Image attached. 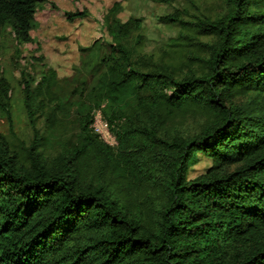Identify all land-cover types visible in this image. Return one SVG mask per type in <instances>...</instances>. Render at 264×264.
Here are the masks:
<instances>
[{"label":"trees","instance_id":"16d2710c","mask_svg":"<svg viewBox=\"0 0 264 264\" xmlns=\"http://www.w3.org/2000/svg\"><path fill=\"white\" fill-rule=\"evenodd\" d=\"M44 2L0 0V36L37 44ZM121 9L103 18L106 46L82 49L66 93L53 70L36 81L20 67L15 47L27 141L0 74V264H264V0H226L216 17L173 9L159 18L177 30L161 56ZM96 114L114 147L94 133ZM198 155L212 165L189 180Z\"/></svg>","mask_w":264,"mask_h":264},{"label":"rangeland","instance_id":"374dc122","mask_svg":"<svg viewBox=\"0 0 264 264\" xmlns=\"http://www.w3.org/2000/svg\"><path fill=\"white\" fill-rule=\"evenodd\" d=\"M115 3H119L122 8L117 16L123 22L131 16L142 20L145 52L157 56L162 55L159 51L164 44L177 35L175 28L166 25L159 18L170 14L173 9L179 11L188 9L191 14L201 13L210 17L219 16L226 10V0H175L172 5L159 4L153 0H78L76 4L69 0H45L44 3L37 5L33 29L30 33L37 44L17 46L9 30L0 36V74L3 72L14 85L12 124L18 138L27 141L29 131L24 114L20 109L21 96L16 85L19 78L18 67L11 63L15 47H19L20 50V56L17 58L20 67L27 68L36 81L40 80L45 70H53L60 83L58 88L66 93L68 85L64 82L72 79L76 69L82 65V60L87 55L82 49L91 47L94 41L101 43L102 47L110 41L102 22L108 10ZM191 3L195 5L192 6ZM76 10H85L86 18L68 23L63 12ZM202 41H208V39L202 38ZM35 47L39 49L35 50ZM39 56L43 59L42 63L38 64L39 62L34 61L32 64V57ZM42 65L45 66L44 71L41 70ZM101 120V117L96 114L95 123L98 124ZM187 125L189 129L197 126L192 120ZM7 128L8 123L5 119H1L0 130L6 133ZM94 133L103 143L111 147L116 145L109 131L107 133L95 131ZM211 165L210 159L201 155L196 156L195 162L190 167L188 179L204 174Z\"/></svg>","mask_w":264,"mask_h":264},{"label":"built area","instance_id":"2783aa9c","mask_svg":"<svg viewBox=\"0 0 264 264\" xmlns=\"http://www.w3.org/2000/svg\"><path fill=\"white\" fill-rule=\"evenodd\" d=\"M94 123H95V121L92 124L93 130H95L97 132H106V133L109 131L108 127H107V124L105 122H103L102 120L98 124H96V123L94 124Z\"/></svg>","mask_w":264,"mask_h":264}]
</instances>
